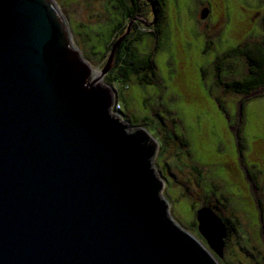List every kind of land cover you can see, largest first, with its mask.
<instances>
[{
	"label": "water",
	"instance_id": "95a60500",
	"mask_svg": "<svg viewBox=\"0 0 264 264\" xmlns=\"http://www.w3.org/2000/svg\"><path fill=\"white\" fill-rule=\"evenodd\" d=\"M136 20L96 74L55 0H0V264H221L223 220L197 210L206 243L181 227L159 142L111 110Z\"/></svg>",
	"mask_w": 264,
	"mask_h": 264
},
{
	"label": "rangeland",
	"instance_id": "374dc122",
	"mask_svg": "<svg viewBox=\"0 0 264 264\" xmlns=\"http://www.w3.org/2000/svg\"><path fill=\"white\" fill-rule=\"evenodd\" d=\"M147 1L145 16L135 21L144 29L148 28L144 23L154 22ZM55 2L71 29L73 44L94 70L103 69L110 55L106 46L122 21L116 0ZM165 11L163 42L154 54L156 83L139 85L133 80L128 89L111 87L115 92L120 88L125 97L124 119L129 118L134 127H148L157 140L164 134L160 126L166 123L173 140L178 135L189 142L191 157L182 155L183 160L203 170L204 179L197 183L192 170L177 161L178 144L170 142L166 151L160 147L155 165L165 181L162 194L171 216L197 238L198 227L192 226L193 221L198 224L195 211L208 207L224 218L238 217L241 225L226 242L219 262L264 264V88L246 100L242 119L243 97L217 87L213 69L215 59L225 51L264 40V0H167ZM154 46L150 35L137 44L140 53H149ZM234 63L236 72L223 73L226 81L247 72L243 60Z\"/></svg>",
	"mask_w": 264,
	"mask_h": 264
},
{
	"label": "trees",
	"instance_id": "16d2710c",
	"mask_svg": "<svg viewBox=\"0 0 264 264\" xmlns=\"http://www.w3.org/2000/svg\"><path fill=\"white\" fill-rule=\"evenodd\" d=\"M147 0H116V8L122 18L121 23L118 24L116 30L111 35V40L106 46V50L111 51L113 43L125 32L128 24L135 20L145 16L144 9L146 7ZM151 2L152 14L154 16V22L148 28H141L135 21L131 29V33L126 36V38L121 43L115 55V65L109 74L105 77L104 81L109 83V85H120L122 89H128L130 82L135 80L139 85H152L157 81V69L155 65L154 54L161 47L162 40L164 37V31L166 26V4L167 0H148ZM147 1V2H148ZM145 35H150L155 43L154 50L149 53H140L137 48V44L143 39ZM235 60H243L247 72L240 79H234L232 81H226L223 77V73L228 70V73L236 72ZM213 69L215 73L214 84L223 88L226 94H238L243 97L241 101V118L243 119L244 104L247 99L255 96L254 93L264 88V40L245 43L238 47L229 49L223 54L217 56L213 63ZM206 74V70L203 71ZM116 99L119 102V106L122 109L120 113L124 116L125 112V97L121 95L120 88H117ZM220 103V102H219ZM220 107L224 109L222 103ZM129 120V118H127ZM130 121V120H129ZM133 122V121H132ZM173 124L177 120L173 119ZM164 130V134L161 135L160 139L157 140L154 134H152L155 139L160 142L159 146L165 150L166 146H170V142L178 144V152L181 154V157L177 159L178 163L182 166L190 168L192 172L197 176V183H200L204 179L203 170L197 164L193 162H187L183 160L182 155L191 157L189 151V142L185 137L175 136L173 140L167 130V124L162 123L160 126ZM149 130L148 127H145ZM238 140H239V150L242 154L243 151V139L241 138V128L238 130ZM161 148L158 152L157 158L161 157ZM162 150V152H163ZM166 151V150H165ZM164 151V152H165ZM157 160V159H156ZM165 170L169 173V164L164 162L163 164ZM161 174L163 175L162 171ZM214 188L216 184H213ZM224 201H227V198L223 195ZM225 202L223 207H225ZM209 205V204H208ZM216 209V206L212 207ZM220 208V207H219ZM217 214V213H216ZM218 215V214H217ZM196 216V211H195ZM223 222L228 231L227 238L225 239V245L228 239L237 233L239 228L240 220L238 217L224 218L218 215ZM198 227L195 221L192 222V226ZM199 233V232H198ZM198 238L201 239L203 243L206 241L198 234Z\"/></svg>",
	"mask_w": 264,
	"mask_h": 264
},
{
	"label": "built area",
	"instance_id": "2783aa9c",
	"mask_svg": "<svg viewBox=\"0 0 264 264\" xmlns=\"http://www.w3.org/2000/svg\"><path fill=\"white\" fill-rule=\"evenodd\" d=\"M120 110H121V108H120V106H119V102L117 101V102L115 103V105L113 106L112 111H113L114 113H116V114H120V113H119ZM120 115H121V114H120ZM121 116H123V115H121Z\"/></svg>",
	"mask_w": 264,
	"mask_h": 264
},
{
	"label": "bare ground",
	"instance_id": "6f19581e",
	"mask_svg": "<svg viewBox=\"0 0 264 264\" xmlns=\"http://www.w3.org/2000/svg\"><path fill=\"white\" fill-rule=\"evenodd\" d=\"M96 74H98V72L96 71ZM121 111V110H120ZM120 111H119V113H120ZM121 114V113H120ZM122 115V114H121Z\"/></svg>",
	"mask_w": 264,
	"mask_h": 264
}]
</instances>
